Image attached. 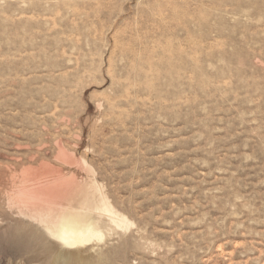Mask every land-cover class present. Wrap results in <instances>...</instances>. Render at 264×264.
I'll return each mask as SVG.
<instances>
[{"label":"rangeland","instance_id":"1","mask_svg":"<svg viewBox=\"0 0 264 264\" xmlns=\"http://www.w3.org/2000/svg\"><path fill=\"white\" fill-rule=\"evenodd\" d=\"M44 170L134 224L96 264H264V0H0V264Z\"/></svg>","mask_w":264,"mask_h":264},{"label":"bare ground","instance_id":"2","mask_svg":"<svg viewBox=\"0 0 264 264\" xmlns=\"http://www.w3.org/2000/svg\"><path fill=\"white\" fill-rule=\"evenodd\" d=\"M30 182L20 191L24 221L12 225L8 248L23 264H96L114 252L111 241L120 249L138 248L126 238L134 224L96 182L79 183L49 170L34 174Z\"/></svg>","mask_w":264,"mask_h":264}]
</instances>
